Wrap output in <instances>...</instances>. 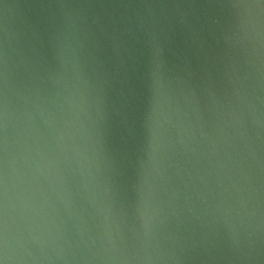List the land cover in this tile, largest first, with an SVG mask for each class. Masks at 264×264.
I'll return each instance as SVG.
<instances>
[{"label": "water", "instance_id": "1", "mask_svg": "<svg viewBox=\"0 0 264 264\" xmlns=\"http://www.w3.org/2000/svg\"><path fill=\"white\" fill-rule=\"evenodd\" d=\"M0 264H264V0H0Z\"/></svg>", "mask_w": 264, "mask_h": 264}]
</instances>
